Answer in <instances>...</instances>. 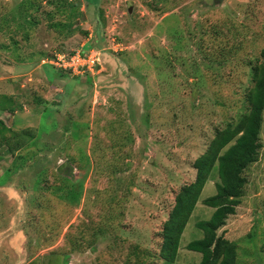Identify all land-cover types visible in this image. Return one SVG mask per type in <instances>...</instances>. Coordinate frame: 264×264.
Returning <instances> with one entry per match:
<instances>
[{
  "label": "rangeland",
  "instance_id": "374dc122",
  "mask_svg": "<svg viewBox=\"0 0 264 264\" xmlns=\"http://www.w3.org/2000/svg\"><path fill=\"white\" fill-rule=\"evenodd\" d=\"M86 42L100 72L48 64ZM255 64L264 0H0V105L15 108L0 121L35 135L0 147V264H197L185 246L203 236L216 174L173 263L159 257L160 230L215 130L247 111ZM56 80L66 97L49 92ZM259 143L217 231L236 264H264V111Z\"/></svg>",
  "mask_w": 264,
  "mask_h": 264
},
{
  "label": "trees",
  "instance_id": "16d2710c",
  "mask_svg": "<svg viewBox=\"0 0 264 264\" xmlns=\"http://www.w3.org/2000/svg\"><path fill=\"white\" fill-rule=\"evenodd\" d=\"M250 75L253 84L244 96L247 111L235 122L215 130L207 149L193 163L194 180L178 190L168 217L162 224L159 257L168 263L175 261L181 237L201 199L202 190L213 174H216L218 181L215 183V194L202 200V204L212 209V213L208 220L195 223L203 236L189 242L185 248L201 255L197 264H236L235 243L218 235L217 231L225 225L227 218L235 213V208L240 204L239 198L246 184L243 172L255 161L260 149L259 135L264 111V65H253ZM8 103L12 105L11 100L7 103L3 101L0 111L13 113L15 108L9 107ZM9 132L11 138L16 137L15 147L12 145L14 142H10L5 134ZM34 137L29 128L17 133L6 128L0 121V147L7 145V152L13 153Z\"/></svg>",
  "mask_w": 264,
  "mask_h": 264
},
{
  "label": "built area",
  "instance_id": "2783aa9c",
  "mask_svg": "<svg viewBox=\"0 0 264 264\" xmlns=\"http://www.w3.org/2000/svg\"><path fill=\"white\" fill-rule=\"evenodd\" d=\"M116 46L120 47L118 43ZM89 50L82 48L66 56L56 55V58L47 63L74 76H92L99 71L100 63L96 58V53Z\"/></svg>",
  "mask_w": 264,
  "mask_h": 264
},
{
  "label": "crops",
  "instance_id": "0c3cea01",
  "mask_svg": "<svg viewBox=\"0 0 264 264\" xmlns=\"http://www.w3.org/2000/svg\"><path fill=\"white\" fill-rule=\"evenodd\" d=\"M89 38H91V35H89ZM90 48V47H92L90 44H89V42H86L85 44H83V46H82V48H84V49H86V48ZM101 69V65H100V68H99V70ZM102 70V69H101ZM100 72V71H99ZM42 74H43V76L41 77V79L43 78V79H48V76H47V72L46 71H42ZM99 74V73H98ZM97 74V75H98ZM17 79V78H16ZM86 79V78H85ZM28 80H31V79H27L26 81H28ZM47 81V80H46ZM27 82H24V81H22V82H19L18 80H16V85L17 84H21L20 85V89L26 84ZM56 83H58V85L56 84V85H50V86H48V88H49V92L52 94V93H55V94H57V93H59V91H61L60 89H59V86L61 85V84H59V83H62V81H60V80H56ZM13 88H14V90H13ZM12 93H11V95H14V92L15 93H17V91H15V85H13L12 86ZM73 93L74 92H70V93H67V94H69V100L71 99V97L72 96H70L71 94L73 95ZM43 95V94H42ZM58 95V94H57ZM58 96H60V97H66L67 95H58ZM14 98L16 99V98H18L17 96H15V97H13V100H14ZM8 100H10V98L8 99ZM43 100V99H42ZM48 100H50V99H44L43 101H45V103L44 104H48ZM63 100V99H62ZM44 112V111H43ZM0 113H2V114H4V115H6L7 114V111H3V110H1L0 111ZM11 114V113H10ZM11 116H12V114H11ZM13 117V116H12Z\"/></svg>",
  "mask_w": 264,
  "mask_h": 264
},
{
  "label": "clouds",
  "instance_id": "9594fccd",
  "mask_svg": "<svg viewBox=\"0 0 264 264\" xmlns=\"http://www.w3.org/2000/svg\"><path fill=\"white\" fill-rule=\"evenodd\" d=\"M89 49V48H88Z\"/></svg>",
  "mask_w": 264,
  "mask_h": 264
}]
</instances>
